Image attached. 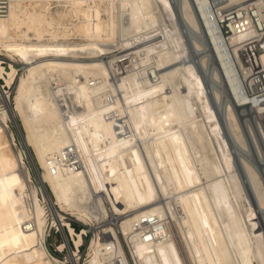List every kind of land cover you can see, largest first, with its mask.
Segmentation results:
<instances>
[{"label":"bare ground","instance_id":"obj_1","mask_svg":"<svg viewBox=\"0 0 264 264\" xmlns=\"http://www.w3.org/2000/svg\"><path fill=\"white\" fill-rule=\"evenodd\" d=\"M177 2L175 8L171 0H10L0 17V53L25 67L11 105L3 89L17 68L0 62V264H79L63 226L76 247L86 229L75 233L57 217L58 207L88 225L106 220L90 239L84 264H129L119 235L134 264L144 257L184 264L168 227L173 221L194 264H264V221L250 216L213 100L244 150L240 116L255 113L264 140V105L240 95L204 2ZM183 23L200 50V70L188 58ZM229 40L240 76L264 68V53L247 46L246 36ZM201 70L214 81V95ZM9 122L23 146H16ZM103 143L105 151L98 147ZM173 144L182 146L174 155L191 170V189L176 174L180 189L173 184V190L165 176L171 166L159 165L171 162ZM250 161L242 157L264 208V182ZM49 220L64 237L58 249L69 247L66 260L47 250Z\"/></svg>","mask_w":264,"mask_h":264},{"label":"rangeland","instance_id":"obj_2","mask_svg":"<svg viewBox=\"0 0 264 264\" xmlns=\"http://www.w3.org/2000/svg\"><path fill=\"white\" fill-rule=\"evenodd\" d=\"M178 0H171V2H172V4H173V6L175 7V8H177V5H178V2H177ZM177 3V4H176ZM186 24H184L183 23V25L181 26V29H182V32H183V34L185 35V37H187L186 39L189 41V43L191 44V49L192 50H190V53L189 54H191L192 53V59L195 61V66L200 70V65H201V62H200V50H198L197 48H194V45L192 44L193 43V39L190 37V34L191 33H189V30L187 29L188 28V26H185ZM186 27V28H185ZM197 49V50H196ZM188 58H190V57H188ZM0 62H1V64L5 67V69H9V65L10 64H12V65H14L16 68H17V75H16V78H15V80H14V82L10 85V86H6V88H4L3 89V91L4 90H7L8 91V95H9V98H10V103H11V105L13 104V97H14V94H15V90H16V83H17V77L18 76H20L22 73H23V71H24V67H25V63L23 62V61H21V60H19V59H12L11 57H9L8 55H6V54H4V53H0ZM198 62V63H197ZM197 63V64H196ZM199 64V65H198ZM202 68V67H201ZM203 70V69H202ZM201 70V78L203 79V81H204V85H205V87L207 88L208 87V90H209V92L212 94V95H214V81H212V80H210V78L208 77L209 75L208 74H206V73H204V71H202ZM71 76V75H70ZM204 77V78H203ZM206 81V82H205ZM213 83V85H211ZM0 84H1V86L2 85H4V82H3V79L1 78L0 79ZM207 85V86H206ZM213 88H212V87ZM213 101H215V104H214V107H213V111H214V113L216 114L215 116H216V118H217V120H218V123H219V125H220V127L222 126L223 127V129H222V127H221V129H222V132H223V134L225 135L226 133L228 134V136H226L225 135V139H226V142H227V145L229 146L228 148H229V151H231V155L233 156V160L235 161V164H236V167H237V169L239 168V174H240V178H241V180H243L242 181V184H243V188H244V190H245V192L247 193V197H248V200H249V202H250V204H251V213L253 214V215H250L251 217L253 216V217H255L257 220H263L264 221V208H259L260 206H259V204H258V201H257V199H256V196H255V194H254V192H253V189H252V186H251V184H250V181H249V179H248V176H247V174H246V171H245V168H244V164H243V162H242V157H245V158H247L250 162H252L251 164L255 167V169H256V172L258 173V175L261 177V179L263 180V182H264V140L262 139V138H260V135H258L259 134V129H258V126H257V123H256V118L255 117H253L254 116V114L252 115L251 113H249V114H247V115H245L244 116V120L242 119L243 117L242 116H240V119H239V123H240V126H241V128L243 129V131L245 132V139L247 140V149L246 150H244V149H242V148H240L239 147V145H238V143L232 138V136L230 135L229 136V131L228 130H226V125L224 126V124H226V119H225V116H224V114H223V112L224 111H222V109L220 108V104L219 103H217V100H216V98H215V95H214V100ZM217 109V110H216ZM222 112H221V111ZM249 115V116H248ZM249 117V118H248ZM246 120H247V123H246ZM241 121L243 122V123H241ZM250 121V122H249ZM222 122V123H221ZM253 122H255V124H256V126H254L255 124L253 123ZM224 123V124H223ZM245 123V124H244ZM249 123V124H248ZM9 124H10V128L14 131V134H15V138H16V146L17 147H21V146H23L22 144V141L20 140V138H19V135H18V132H17V130L15 129V126L12 124V123H10L9 122ZM222 124V125H221ZM244 126V127H243ZM249 127H251L254 131V136H255V139H254V137H252V133H251V131L249 132ZM256 128H257V130H256ZM228 129V128H227ZM246 130V131H245ZM258 132H256V131ZM229 132V133H228ZM256 132V133H255ZM227 137H228V139H227ZM256 140V141H255ZM105 144L103 143L102 144V146L101 145H98V147H101L99 150H103V151H105L106 150V148H104V147H106V146H104ZM178 144H173L171 147H170V149L169 150H171L170 152V156H171V162L168 160L167 161V163H166V161L164 162V163H162V162H160L159 163V165L160 166H162L163 167V164H167L168 166H173V165H175V162H173L172 160H174V161H176V165L175 166H173L172 168L170 167V171H168V170H164L165 171V176H166V179L170 182L169 183V185L171 186V187H173L172 189L174 190H177V189H180L179 188V182H177L176 180L175 181H173V176H175L176 177V174H177V177L176 178H182L186 183V186L188 185V187H187V190H188V188L189 187H191V188H193V186H195L194 185V183H193V181L191 180V176L189 175H187V171L189 172V171H191V170H189V168L187 169V166H185V165H183L182 166V164L181 163H179L181 166V168H179V164H178V162H177V158H178V156H179V153H183V150L182 149H179L180 147H182V146H180V145H178V148L176 147ZM176 147V148H175ZM249 147V148H248ZM173 150V151H172ZM248 150V151H247ZM179 153H178V152ZM173 153V154H172ZM174 154H177L176 156H177V158H176V156L174 155ZM242 157H241V156ZM244 155V156H243ZM173 156V157H172ZM26 160V164H27V166H29V168H30V171H31V175H32V183H34L35 185H39V180H38V177H37V173L35 172V170H34V168H33V166L31 165V163H30V161H29V159L28 158H26L25 159ZM169 162V163H168ZM173 162V163H172ZM162 163V164H161ZM164 165V166H165ZM177 169H176V168ZM175 168V169H174ZM183 168V169H182ZM240 168H241V173H240ZM172 169V170H171ZM178 169H179V171H178ZM181 169V170H180ZM185 172H184V171ZM173 171H174V173H173ZM180 172V173H179ZM183 172H184V174H183ZM183 177H182V176ZM178 176H180V177H178ZM187 178H186V177ZM174 177V178H175ZM185 178H186V180H185ZM172 179V180H171ZM190 180V181H189ZM189 181V182H188ZM174 182V183H173ZM177 182V183H176ZM187 182H188V184H187ZM173 184H174V186L177 188H175L174 186H173ZM178 187H177V186ZM191 188H189V189H191ZM96 192H101V190L98 188L97 189V191ZM40 197H42L41 196V194H40ZM106 205H108V203L106 202ZM257 208H259V209H257ZM58 213H57V217L60 219V215L62 216V217H64V219L69 223V221H71V220H73L74 221V223H75V225L77 226V228L79 227H83V228H85L86 229V232L85 233H87V235H86V237H83V235H82V242H81V247L79 248V247H76L75 246V244H74V239H73V236H71V238H72V243H73V250L74 251H76V248L78 249L79 248V252L82 254V259L80 260V262H78V263H80V264H84V262L86 261V259H87V257H88V245H89V242H90V239L94 236V234L99 230V229H101V228H103L102 227V225H103V223L105 224L106 222V220H104V221H101V222H99V223H96V222H94V223H92V225H88V224H85L83 221H81V220H79L75 215H73V214H71V212L69 211V210H61L59 207H58ZM261 209V210H260ZM263 209V210H262ZM258 212V213H257ZM255 215V216H254ZM48 222H50L51 223V220H49ZM170 223V224H169ZM168 223V227H169V229H170V231L174 234V240H175V244H176V247H177V250H178V253H179V255H180V257H181V259H182V261L184 262V264H194L193 263V261H192V257H191V255H190V253L188 252V248H187V244H186V242L184 241V239H180V238H178L177 237V232H179V226H178V223H177V221H173V222H169ZM71 225V224H70ZM66 226V225H65ZM72 226V225H71ZM115 226H116V223H115ZM54 227V226H53ZM67 227V226H66ZM55 228V227H54ZM72 228H73V226H72ZM82 228V229H83ZM74 229V228H73ZM75 230V229H74ZM82 231V230H81ZM81 231H79V230H75V233L76 232H81ZM63 237V235L61 234V232H57V233H55V235H54V238H55V240H56V242L58 243V242H60L61 240V242H63L64 241V237H63V239H62V237ZM181 237H182V235H181ZM119 239H120V242H121V244H122V246H123V249H124V251H125V255H126V257H127V259H128V261H129V264H134V262H133V260H132V258H131V256H130V253H129V251H128V249H127V247H126V245H125V242H124V240H123V236L122 235H119ZM48 241H50V240H48ZM60 242V243H61ZM59 243V244H60ZM58 244V245H59ZM79 245V246H80ZM65 247H67L68 248V254H69V247L68 246H65ZM68 256V255H67ZM144 258H145V261H144ZM144 258H141L142 260L140 261L139 260V263L140 264H151L152 262H151V260H150V258H147V257H144ZM189 261V262H188ZM147 262V263H146ZM98 263V261L96 262V264Z\"/></svg>","mask_w":264,"mask_h":264},{"label":"built area","instance_id":"obj_3","mask_svg":"<svg viewBox=\"0 0 264 264\" xmlns=\"http://www.w3.org/2000/svg\"><path fill=\"white\" fill-rule=\"evenodd\" d=\"M202 1L204 2L203 6L209 24L218 38V43L222 47L225 58L228 59L230 68L234 69L240 95L253 100L258 105H264V68L259 71H248L245 76H240L235 66L234 52L229 40L233 34L244 35L247 37V46H251L258 52L264 53V0H246L239 4H230L229 0ZM9 2L10 0H0V17L7 14ZM191 55L192 53L190 54V58L192 59ZM69 224L76 231H81L83 228H77L73 220L69 221ZM136 227L142 229L139 225H136ZM57 232H61V230L54 228L48 222L44 242L51 255L61 260H66V256L69 255L68 248L58 249V244L62 240L58 243L56 242L54 235ZM63 232L71 250L74 246L66 226H63ZM86 235L87 233H84L83 237H86ZM79 248H76L78 262L82 259ZM67 264H70V262L67 261ZM115 264H119V262Z\"/></svg>","mask_w":264,"mask_h":264}]
</instances>
